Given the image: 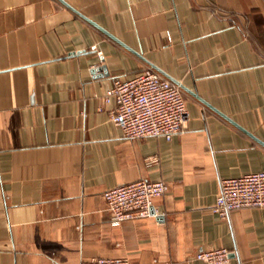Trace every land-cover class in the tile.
I'll return each instance as SVG.
<instances>
[{"label":"crops","instance_id":"1","mask_svg":"<svg viewBox=\"0 0 264 264\" xmlns=\"http://www.w3.org/2000/svg\"><path fill=\"white\" fill-rule=\"evenodd\" d=\"M150 67L187 101L170 141L126 137L104 101ZM259 171L264 0H0V264H207L219 247L264 264V207L211 211L221 178ZM142 178L169 185L158 215L113 223L104 191Z\"/></svg>","mask_w":264,"mask_h":264},{"label":"built area","instance_id":"2","mask_svg":"<svg viewBox=\"0 0 264 264\" xmlns=\"http://www.w3.org/2000/svg\"><path fill=\"white\" fill-rule=\"evenodd\" d=\"M101 54V53H100ZM104 101L114 103L111 120L128 138L164 137L172 140L187 126L190 113L180 84L165 78L153 68L134 77L116 79ZM169 185L146 178L119 184L104 191L107 212L113 223L158 215L154 200L164 196ZM264 207V171L221 178L216 203L211 211L226 219L238 209ZM207 264H228L231 251L224 247L202 249L195 255ZM80 264H132L125 257H94Z\"/></svg>","mask_w":264,"mask_h":264},{"label":"water","instance_id":"3","mask_svg":"<svg viewBox=\"0 0 264 264\" xmlns=\"http://www.w3.org/2000/svg\"><path fill=\"white\" fill-rule=\"evenodd\" d=\"M96 71H104V72L107 73V69H106V67H104V66H100V67H98V68L96 69Z\"/></svg>","mask_w":264,"mask_h":264}]
</instances>
